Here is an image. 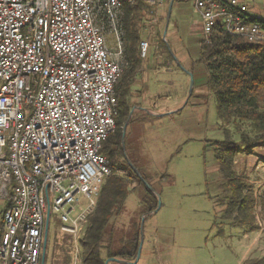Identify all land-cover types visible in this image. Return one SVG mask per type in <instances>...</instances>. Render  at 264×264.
Returning <instances> with one entry per match:
<instances>
[{"label":"built area","instance_id":"2783aa9c","mask_svg":"<svg viewBox=\"0 0 264 264\" xmlns=\"http://www.w3.org/2000/svg\"><path fill=\"white\" fill-rule=\"evenodd\" d=\"M143 1L151 9L162 3ZM189 1L203 41L220 25L246 44L264 43V30L247 18L249 0ZM134 3L0 0V200L8 205L0 264H41L51 214L77 244L111 175L101 152L115 131L126 64L123 6ZM148 49L141 41V59Z\"/></svg>","mask_w":264,"mask_h":264},{"label":"rangeland","instance_id":"374dc122","mask_svg":"<svg viewBox=\"0 0 264 264\" xmlns=\"http://www.w3.org/2000/svg\"><path fill=\"white\" fill-rule=\"evenodd\" d=\"M257 5L262 7V1ZM149 12L140 30L149 49L131 85L132 114L122 146L127 151L125 159L152 179L149 187L158 202L157 213L144 220L137 264L258 261L264 257L259 209H255L258 234L224 221L216 205L221 180L212 142L225 141L227 136L218 120L216 103L205 88L207 75L199 62V42L203 39L199 16L191 4L178 2L167 19L165 6L161 16L152 9ZM261 16L264 20V14ZM106 44L115 52L113 35L106 36ZM201 79L205 80L203 85L199 84ZM169 109L174 113L167 114ZM149 110H154L156 120ZM144 117L151 118L141 121ZM228 139L238 142L239 137L231 133ZM233 170L257 192L255 182H264V147L250 150L242 146ZM143 194L141 187L131 189L123 211L111 220L109 229L116 238L133 237L142 220ZM5 204L0 200V220ZM84 225L75 245L72 236L60 232L62 224L51 214L43 264H80Z\"/></svg>","mask_w":264,"mask_h":264},{"label":"trees","instance_id":"16d2710c","mask_svg":"<svg viewBox=\"0 0 264 264\" xmlns=\"http://www.w3.org/2000/svg\"><path fill=\"white\" fill-rule=\"evenodd\" d=\"M146 10L143 0L123 6L126 64L116 86L118 116L115 131L103 144L101 152L108 160L111 175L103 183L95 208L86 219L79 242L80 264H104L108 259L135 261L140 225H136V232L129 240L116 238L109 229L111 220L123 211L131 189L141 187L144 191L140 216L146 219L158 207L153 190L147 187L152 179L125 159L127 151L121 144L122 128L130 113V87L142 60L140 30ZM252 22L264 30V21L249 19V23ZM199 62L204 65L207 75L205 88L216 103L217 117L227 136L225 141L212 142L221 180L216 205L223 213L224 221L257 232L260 227L256 208L264 225V189L254 194L252 187L237 176L233 167L242 146L250 150L264 147V43L246 44L241 38L227 35L218 25L207 42L201 41ZM150 118L144 117L141 121ZM231 133L238 135V142L228 139ZM7 208L5 204L1 212L0 238L3 214ZM249 264H264V257Z\"/></svg>","mask_w":264,"mask_h":264},{"label":"crops","instance_id":"0c3cea01","mask_svg":"<svg viewBox=\"0 0 264 264\" xmlns=\"http://www.w3.org/2000/svg\"><path fill=\"white\" fill-rule=\"evenodd\" d=\"M170 1L171 0H162V3H161V5H160V7L159 8H157V9H152L153 11H154V13H155V11H156V14H157V16L158 15H162L163 14V12H164V6H165V13H166V19H167V11H168V7H169V5H168V2L170 3ZM257 1H262V7L261 6H259V5H257ZM175 2H178V3H189V4H191L192 5V7H193V4H192V2L191 1H189V0H174L173 1V4L175 3ZM173 4H172V6H173ZM147 6V5H146ZM149 11H151V8H149L148 6H147V10H146V15L147 14H150V12ZM193 11H194V9H193ZM194 13H195V11H194ZM262 14H264V0H249V9H248V14H247V18L248 19H253V20H261V21H264L261 17V15ZM200 19V18H199ZM200 23H201V20H200ZM201 26H202V23H201ZM203 40V39H202ZM201 40V41H202ZM201 41L199 42V46H200V43H201ZM206 79H207V76H206ZM204 81L205 80H203V79H201V81L199 82V84L200 85H203V83H204ZM206 82V81H205ZM129 100L131 101L132 100V93H131V87H130V93H129ZM154 110H149L148 112H149V114L151 113V114H155V112H153ZM171 113H174V110H172V109H169L168 111H167V114H171ZM153 117V120H156V114L154 115V116H152ZM251 183V182H250ZM258 184V186L256 187V189H259L257 192L256 191H254V189H253V192H254V194H255V192H256V194L259 192V191H261V190H263L264 189V182H255V185H257ZM261 186V187H260ZM260 187V188H259ZM255 189V190H256ZM258 216H257V214H256V218H257ZM258 233V232H257ZM259 234V233H258ZM117 264V263H116Z\"/></svg>","mask_w":264,"mask_h":264},{"label":"water","instance_id":"95a60500","mask_svg":"<svg viewBox=\"0 0 264 264\" xmlns=\"http://www.w3.org/2000/svg\"><path fill=\"white\" fill-rule=\"evenodd\" d=\"M173 1L174 0H171L170 3H169V7H168V11H167V18H169V16H170ZM192 87H193V83L191 82V89H190L189 95L191 94ZM131 114L132 113H130V115ZM126 127H127V123L122 128V146H123V140H124V137H125ZM147 187H148L149 190L152 191V189L148 185H147ZM157 211H158V207H157V209L152 214L157 213ZM144 220H145V218L142 217V220H141V223H140V229H139L140 241H139V247H138V250H137V255H136L135 261L134 262H124V261H120V260H116V259H108V260H106L104 262V264H110L112 262L113 263H117V264H137L138 263L139 258H140V252H141L142 239H143L142 238V229H143ZM46 239H47V223H46V230H45V233H44V245H43V251H42L41 264L44 263V254H45V248H46Z\"/></svg>","mask_w":264,"mask_h":264}]
</instances>
